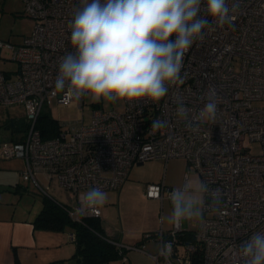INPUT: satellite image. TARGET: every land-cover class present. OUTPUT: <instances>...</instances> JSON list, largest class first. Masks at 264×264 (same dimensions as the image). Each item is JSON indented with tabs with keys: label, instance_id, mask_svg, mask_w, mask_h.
<instances>
[{
	"label": "built area",
	"instance_id": "2783aa9c",
	"mask_svg": "<svg viewBox=\"0 0 264 264\" xmlns=\"http://www.w3.org/2000/svg\"><path fill=\"white\" fill-rule=\"evenodd\" d=\"M21 1L34 29L21 45L0 41V50H9L18 64L14 75L0 71V106H22L29 126L21 142L7 140L0 130V161L23 160L26 182L37 183L40 174L55 181L75 200L73 207L64 204L69 218L82 222L100 217L99 207L85 216L76 211L84 191L118 190L133 166L149 160L184 159L208 185V192L200 193L203 222L195 230V243L177 245L180 223L168 232L145 234L139 246L117 245L130 252L144 251L148 241L171 242L176 263L170 264H233L235 246L264 232V0H239L231 25L206 29L204 41L185 54L183 82L170 86L160 102H124L123 112L91 103L88 123L84 99L68 100L55 89L60 58L73 51L68 25L80 0ZM210 87L217 93L216 120L200 122L195 118ZM179 102L190 110L191 126L176 117ZM51 105H74L81 116L58 121V135L43 139L35 125ZM157 118L167 120L168 127L154 130ZM253 142L260 146L258 154L250 150ZM172 191L163 183L148 184L145 197L162 201ZM187 226L193 228L191 220ZM120 260L128 264L127 254Z\"/></svg>",
	"mask_w": 264,
	"mask_h": 264
},
{
	"label": "clouds",
	"instance_id": "9594fccd",
	"mask_svg": "<svg viewBox=\"0 0 264 264\" xmlns=\"http://www.w3.org/2000/svg\"><path fill=\"white\" fill-rule=\"evenodd\" d=\"M240 9L239 0H80L69 21L73 51L60 58L55 89L76 102H160L170 86L182 83L185 54L203 42L206 29L231 25ZM210 18V19H209ZM206 103L195 119L214 123L217 93L209 88ZM189 109L179 102L175 115L187 121ZM154 130L166 129L168 121L154 119ZM208 192L199 183L195 192L187 187L169 193V222H203L196 195ZM100 188H90L76 211L88 215L106 201ZM217 203L219 200L217 199ZM236 247L233 264H264V232H254ZM158 255L170 264L172 243L160 245Z\"/></svg>",
	"mask_w": 264,
	"mask_h": 264
},
{
	"label": "crops",
	"instance_id": "0c3cea01",
	"mask_svg": "<svg viewBox=\"0 0 264 264\" xmlns=\"http://www.w3.org/2000/svg\"><path fill=\"white\" fill-rule=\"evenodd\" d=\"M1 134L7 139L4 131H1ZM153 160L166 163L169 159L167 161ZM178 160H183L189 168L186 160ZM24 170L25 162L21 159L0 161V264H54L61 261L72 264L71 258L75 252V244L70 235H74L73 232L70 229L55 232L35 227L34 222L41 211L42 200L38 202L30 196L33 191L30 185L33 184L36 187L38 190L36 192H39L40 196L47 193L66 205L69 204L71 196L55 181H49L42 174L36 177L37 183L24 181L22 179ZM188 174V171L184 172L171 183H166L163 174L161 180L155 184L163 183L166 188L173 190L188 188ZM146 185L141 195L144 201L158 204L169 199L166 193L162 201L147 199ZM129 187L131 184H129L128 176L120 189L104 191L107 198L105 203L99 206V221L105 233L123 246H133L147 233L170 231L173 224L171 223L169 227L165 225L161 215L151 217V222L138 220L127 198ZM192 223L193 228H196V222L192 220ZM157 245H159L158 240L148 241L144 243V251L128 252V264H161L160 260H154L157 256L155 254ZM116 262L121 264V260Z\"/></svg>",
	"mask_w": 264,
	"mask_h": 264
},
{
	"label": "rangeland",
	"instance_id": "374dc122",
	"mask_svg": "<svg viewBox=\"0 0 264 264\" xmlns=\"http://www.w3.org/2000/svg\"><path fill=\"white\" fill-rule=\"evenodd\" d=\"M34 29V21L30 17L25 14L24 4L21 0H0V41L3 43H8L14 46L21 45L23 40L29 37ZM18 69V64L11 59V52L9 50H0V71L10 73L12 75ZM91 103L90 97L84 98V107H83V118L84 122L88 123L91 117ZM99 105L104 110H116L118 112H123L124 110V102L117 101L115 103L105 102L101 100ZM256 105V104H255ZM43 111L47 112L53 119L59 122H70L75 121L80 118L81 112L74 106L70 107H59L56 105H51L45 107ZM25 115V111L22 106H10V107H2L0 106V125L7 118H22ZM250 150L253 154H258L260 152V146L258 143H251ZM179 158H171L166 163L159 162L156 160H149L144 162L141 165H135L129 173V187L128 191V201L130 205H132V210L138 217V220L142 222H151V217L160 216L164 219L165 225L170 226L171 222H169L168 217L172 211V205L170 200H166L164 202H160L158 204L149 203L142 199L144 193V186L148 183L155 184L159 182L164 174L166 183L175 182L179 176H182L184 172L188 171V189L192 192H195L197 189L200 178L194 172L193 169L186 167L185 162L183 160H178ZM182 174V175H181ZM31 197L38 202L42 199V195L40 196L36 191V187L31 184ZM87 191H84V193ZM196 200L198 202V206L201 209L202 213V200L201 194L198 193L196 195ZM70 207L75 205V200L69 197ZM192 221V220H191ZM196 222V228L193 230H197V227L200 223L199 219H193ZM182 229H188V220H184L181 222ZM159 245H157V249L155 250V254L158 255ZM178 252L182 253L183 248L178 247ZM161 264H165L164 259H159ZM171 262L176 263V257L171 255ZM109 264H119L116 261H112Z\"/></svg>",
	"mask_w": 264,
	"mask_h": 264
},
{
	"label": "trees",
	"instance_id": "16d2710c",
	"mask_svg": "<svg viewBox=\"0 0 264 264\" xmlns=\"http://www.w3.org/2000/svg\"><path fill=\"white\" fill-rule=\"evenodd\" d=\"M58 121L53 119L47 112L42 111L37 119L35 127L39 130L43 139H49L58 135ZM29 124L25 115L22 118H7L1 125L0 130L5 132L7 140L21 142ZM41 211L35 219L37 229L46 231L62 232L70 229L74 234L75 252L71 258L72 264H109L120 260L122 255L127 254L125 247H118V241L107 235L97 218H84L82 222L72 221L65 205L57 201L53 196H42ZM154 234V233H150ZM195 231L182 230L177 236V245L194 244ZM142 239L133 246H139L144 242ZM54 264H65V261ZM199 264V262L197 263Z\"/></svg>",
	"mask_w": 264,
	"mask_h": 264
},
{
	"label": "water",
	"instance_id": "95a60500",
	"mask_svg": "<svg viewBox=\"0 0 264 264\" xmlns=\"http://www.w3.org/2000/svg\"><path fill=\"white\" fill-rule=\"evenodd\" d=\"M138 165H141V164H138Z\"/></svg>",
	"mask_w": 264,
	"mask_h": 264
}]
</instances>
